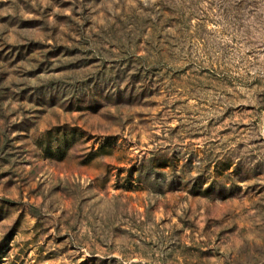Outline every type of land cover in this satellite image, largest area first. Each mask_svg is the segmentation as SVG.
Wrapping results in <instances>:
<instances>
[{
    "label": "rangeland",
    "instance_id": "374dc122",
    "mask_svg": "<svg viewBox=\"0 0 264 264\" xmlns=\"http://www.w3.org/2000/svg\"><path fill=\"white\" fill-rule=\"evenodd\" d=\"M0 264H264V0H0Z\"/></svg>",
    "mask_w": 264,
    "mask_h": 264
}]
</instances>
